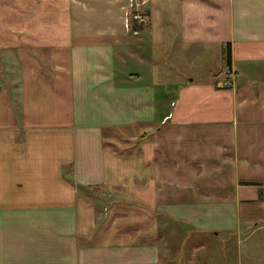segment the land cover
Instances as JSON below:
<instances>
[{
  "label": "crops",
  "instance_id": "1",
  "mask_svg": "<svg viewBox=\"0 0 264 264\" xmlns=\"http://www.w3.org/2000/svg\"><path fill=\"white\" fill-rule=\"evenodd\" d=\"M137 1L0 0V264L264 228V0Z\"/></svg>",
  "mask_w": 264,
  "mask_h": 264
},
{
  "label": "rangeland",
  "instance_id": "2",
  "mask_svg": "<svg viewBox=\"0 0 264 264\" xmlns=\"http://www.w3.org/2000/svg\"><path fill=\"white\" fill-rule=\"evenodd\" d=\"M143 27L147 28L148 24L141 29ZM165 229L162 241L164 264H264V228L241 240L191 229L181 231L178 223Z\"/></svg>",
  "mask_w": 264,
  "mask_h": 264
},
{
  "label": "built area",
  "instance_id": "3",
  "mask_svg": "<svg viewBox=\"0 0 264 264\" xmlns=\"http://www.w3.org/2000/svg\"><path fill=\"white\" fill-rule=\"evenodd\" d=\"M148 6L149 0H139L135 3L133 9L134 12L132 14V20L136 21L140 26L145 25L149 21L150 15L148 12Z\"/></svg>",
  "mask_w": 264,
  "mask_h": 264
},
{
  "label": "trees",
  "instance_id": "4",
  "mask_svg": "<svg viewBox=\"0 0 264 264\" xmlns=\"http://www.w3.org/2000/svg\"><path fill=\"white\" fill-rule=\"evenodd\" d=\"M141 29V26H139L137 24L136 21H134V30H140ZM224 60H225V63L226 65H230L231 64V49H230V46H227L225 51H224Z\"/></svg>",
  "mask_w": 264,
  "mask_h": 264
}]
</instances>
